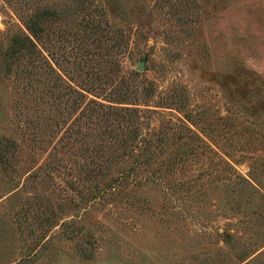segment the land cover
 I'll list each match as a JSON object with an SVG mask.
<instances>
[{"label":"rangeland","instance_id":"1","mask_svg":"<svg viewBox=\"0 0 264 264\" xmlns=\"http://www.w3.org/2000/svg\"><path fill=\"white\" fill-rule=\"evenodd\" d=\"M29 19L46 25L52 76L13 54L29 47ZM134 84L151 94L128 96ZM92 104L138 108L153 142L141 168L126 159L133 177L116 192L104 184L126 124H90ZM178 124L214 149L242 129L258 163L225 162L264 167V0H0V264H225V179L207 159L178 163L190 141ZM261 194L260 227L233 232L260 237L241 264H264Z\"/></svg>","mask_w":264,"mask_h":264},{"label":"trees","instance_id":"2","mask_svg":"<svg viewBox=\"0 0 264 264\" xmlns=\"http://www.w3.org/2000/svg\"><path fill=\"white\" fill-rule=\"evenodd\" d=\"M26 26L28 28V31L30 32V35L32 36V39H30L29 37H25V40L27 41L29 47L27 49L19 47L13 52L14 56L16 54L19 55L18 53L24 54L22 53L23 50H25L24 55H26L27 51H30L34 55V61L37 62L41 67H45L47 69V74L51 76L54 75L55 71L49 64L46 57L43 56V49L41 45H39L41 36H43V34L47 31L46 25L44 28L39 27L37 20L33 21L32 19H29ZM39 46L40 49H38ZM57 80L61 81V86L64 85L60 76H57ZM69 88L71 87L69 86ZM142 89L144 91V88ZM142 89L137 84H134V89H132V92H130L128 96L140 99L142 98V96L147 97L151 94V92H149L148 90L142 93ZM75 92L76 96H80V93H78L77 91ZM92 105L94 107L87 108V111H89L88 118L90 119V124H93L96 119L101 118L102 120L105 115H107L106 118L119 117L120 120L124 121L126 124V130L122 134L123 137L121 138V141L118 142V153L115 157L116 161L114 162L115 166H118L120 164V166H118L117 175L116 177H111L110 180L108 182H105L104 184L107 190L116 192L121 188L127 187L133 177L134 168L127 163L126 159L134 158L138 161L137 163H140L138 164L139 167H142L146 164L144 160H141V156H143L142 153L145 154V152H147L153 142L143 139L140 133H138L142 124L141 121L143 119L142 111H140L138 108L111 109L105 108L103 105ZM131 124L133 125V129L135 130H132ZM177 127L181 130L186 131L189 136L188 138L190 139L189 141L186 139V137H184V140L186 141L181 144L183 150L180 152L178 163H184L182 165L183 167L186 162H189L195 157H198L196 159L203 158V160L207 159L210 161H208L207 165L208 167L209 164L210 166H212V169L216 175H218L219 173L223 174V177L225 179V184L223 186L225 188L224 193L226 198V206H228L230 220H234V223L226 226V228L224 229V233L219 235L221 242L219 250H221L223 253H226L227 258L225 264H241L245 259H238L237 255L241 252L244 253L245 251H248V253L251 254L258 251L259 244H261L258 243L260 237H258V240L257 236L259 235H248V239V237H245L243 235H235V233L233 232L235 230L237 232H241L243 229H245V227H247L248 229L251 228L253 230L260 227V224L256 219V216L258 215L257 209L259 207V204L256 201V197L260 195V193L264 192V185L262 181H260L261 178H263L264 180V167L262 168V164H258L259 167H254V169L257 170L256 174L251 172L248 174V176H244L238 173L235 170L234 166L229 164L230 162H225L223 156L232 157L233 154L239 156V160L241 158H249L253 160L254 165L258 163V160L255 157L261 156L255 154L254 152L252 153L251 151H247L248 149H244L243 141L241 140L242 129H240V132H237V134L233 133L230 135L226 148L220 147L219 144H215L214 149L208 144L206 145L204 141H201L198 136L194 139V135H191L192 130L189 127H186V125L178 124ZM245 132L254 137L258 135V131L255 128H246ZM76 133L78 135H84V132H82L81 134V131H77ZM245 154H248V156L251 157H246ZM119 157L122 158L121 161ZM261 160L264 161V158H261ZM246 190H248L247 193ZM263 196L264 194H261V196L259 197L264 200ZM242 217H246L248 219H246L245 222H235V219L239 220Z\"/></svg>","mask_w":264,"mask_h":264},{"label":"water","instance_id":"3","mask_svg":"<svg viewBox=\"0 0 264 264\" xmlns=\"http://www.w3.org/2000/svg\"><path fill=\"white\" fill-rule=\"evenodd\" d=\"M142 66H143L142 63H140L139 66H138V70L139 71H142L143 70Z\"/></svg>","mask_w":264,"mask_h":264}]
</instances>
